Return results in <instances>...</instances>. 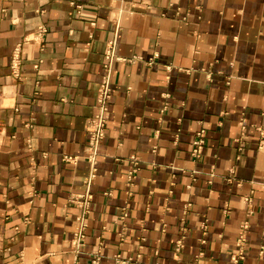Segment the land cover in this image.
<instances>
[{"label":"crops","instance_id":"0c3cea01","mask_svg":"<svg viewBox=\"0 0 264 264\" xmlns=\"http://www.w3.org/2000/svg\"><path fill=\"white\" fill-rule=\"evenodd\" d=\"M114 38L126 59L77 252L70 198ZM258 126L264 0H0V264H235L245 223L238 264H264Z\"/></svg>","mask_w":264,"mask_h":264},{"label":"built area","instance_id":"2783aa9c","mask_svg":"<svg viewBox=\"0 0 264 264\" xmlns=\"http://www.w3.org/2000/svg\"><path fill=\"white\" fill-rule=\"evenodd\" d=\"M116 38L112 39L108 43V47L106 50V62L105 68L106 72L103 76V80L100 84V90L98 95V112L94 114L89 119V140H88V150H87V159L90 163V171L87 175L85 182L87 188L84 192L74 194L70 200L79 205L81 208V212L77 217L78 224L76 230L74 232L73 237V245L77 252H81L84 247L85 239L87 236V230L89 227V214L92 208V201L94 198V194L91 190V185L98 174V156L100 153V145L106 136L107 122L110 117V99L112 95V64L115 60H125L126 58H122L118 56L116 53ZM137 57V56H135ZM131 60V59H130ZM20 64H21V56L20 49L17 48L16 52L12 58V70L16 75L20 74ZM242 128L245 131L247 128V124L242 119ZM258 129L262 135H264V129L261 126H258ZM206 143L205 137V129H200L197 131L195 138L192 144V154L196 157L201 156L203 152L204 145ZM135 158V156H133ZM67 160H74L76 158L72 156H66ZM250 200V198H248ZM246 228L247 224L243 225V229L238 238V245L240 247L239 251L233 255V259L235 264H238L239 260L244 258L245 256V247L247 243L246 236ZM183 244L181 241L177 242L176 249L180 250ZM97 257L94 261H97Z\"/></svg>","mask_w":264,"mask_h":264}]
</instances>
